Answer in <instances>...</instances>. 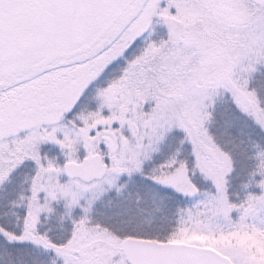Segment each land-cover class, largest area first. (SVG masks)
I'll return each instance as SVG.
<instances>
[{
    "label": "snow or ice",
    "instance_id": "obj_1",
    "mask_svg": "<svg viewBox=\"0 0 264 264\" xmlns=\"http://www.w3.org/2000/svg\"><path fill=\"white\" fill-rule=\"evenodd\" d=\"M0 264H264V0H0Z\"/></svg>",
    "mask_w": 264,
    "mask_h": 264
}]
</instances>
